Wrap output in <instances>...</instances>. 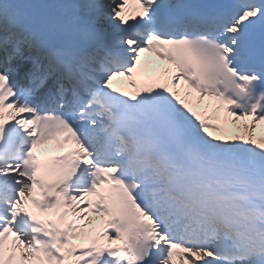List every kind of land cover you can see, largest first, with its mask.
I'll use <instances>...</instances> for the list:
<instances>
[{
    "label": "snow or ice",
    "instance_id": "6c2138e0",
    "mask_svg": "<svg viewBox=\"0 0 264 264\" xmlns=\"http://www.w3.org/2000/svg\"><path fill=\"white\" fill-rule=\"evenodd\" d=\"M0 264H264V0H0Z\"/></svg>",
    "mask_w": 264,
    "mask_h": 264
},
{
    "label": "bare ground",
    "instance_id": "6f19581e",
    "mask_svg": "<svg viewBox=\"0 0 264 264\" xmlns=\"http://www.w3.org/2000/svg\"><path fill=\"white\" fill-rule=\"evenodd\" d=\"M146 59H152V60H155V57L154 56H150L149 54H146ZM157 63H161L159 61H157ZM207 103V102H206Z\"/></svg>",
    "mask_w": 264,
    "mask_h": 264
}]
</instances>
